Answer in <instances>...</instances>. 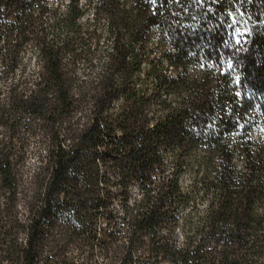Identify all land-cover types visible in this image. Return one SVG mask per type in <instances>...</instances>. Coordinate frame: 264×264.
<instances>
[{
    "label": "trees",
    "instance_id": "obj_1",
    "mask_svg": "<svg viewBox=\"0 0 264 264\" xmlns=\"http://www.w3.org/2000/svg\"><path fill=\"white\" fill-rule=\"evenodd\" d=\"M0 264H264V0H0Z\"/></svg>",
    "mask_w": 264,
    "mask_h": 264
},
{
    "label": "rangeland",
    "instance_id": "obj_2",
    "mask_svg": "<svg viewBox=\"0 0 264 264\" xmlns=\"http://www.w3.org/2000/svg\"><path fill=\"white\" fill-rule=\"evenodd\" d=\"M188 184V183H187Z\"/></svg>",
    "mask_w": 264,
    "mask_h": 264
}]
</instances>
